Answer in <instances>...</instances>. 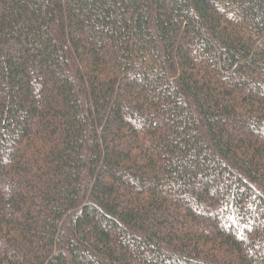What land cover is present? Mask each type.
Returning a JSON list of instances; mask_svg holds the SVG:
<instances>
[{
    "label": "trees",
    "instance_id": "16d2710c",
    "mask_svg": "<svg viewBox=\"0 0 264 264\" xmlns=\"http://www.w3.org/2000/svg\"><path fill=\"white\" fill-rule=\"evenodd\" d=\"M0 264H264V0H0Z\"/></svg>",
    "mask_w": 264,
    "mask_h": 264
}]
</instances>
